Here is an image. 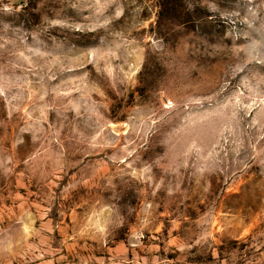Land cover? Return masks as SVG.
<instances>
[{"label": "rangeland", "instance_id": "obj_1", "mask_svg": "<svg viewBox=\"0 0 264 264\" xmlns=\"http://www.w3.org/2000/svg\"><path fill=\"white\" fill-rule=\"evenodd\" d=\"M0 264H264V0H0Z\"/></svg>", "mask_w": 264, "mask_h": 264}]
</instances>
